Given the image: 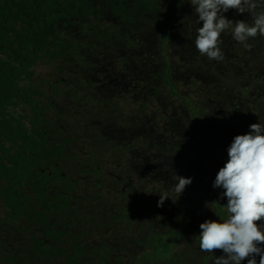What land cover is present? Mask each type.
Masks as SVG:
<instances>
[{"label": "rangeland", "instance_id": "rangeland-1", "mask_svg": "<svg viewBox=\"0 0 264 264\" xmlns=\"http://www.w3.org/2000/svg\"><path fill=\"white\" fill-rule=\"evenodd\" d=\"M86 1L54 26L47 56L21 83L40 110L28 126L47 138L38 168L64 180L53 179L45 207L25 187L26 214L14 219L0 198V264H213L223 252L200 250L199 226L227 218L205 206L227 205L216 175L234 137L264 124V37L245 49L227 30L224 59L209 60L196 49L203 22L189 0ZM16 111L33 117L24 100ZM173 174L192 178L179 197ZM45 223L64 234L59 242L43 237ZM179 230L167 251L150 250L151 236ZM36 239L53 255H36Z\"/></svg>", "mask_w": 264, "mask_h": 264}, {"label": "trees", "instance_id": "trees-1", "mask_svg": "<svg viewBox=\"0 0 264 264\" xmlns=\"http://www.w3.org/2000/svg\"><path fill=\"white\" fill-rule=\"evenodd\" d=\"M86 4V0H0V198L10 219L26 214L30 196L25 193V187L32 190L33 200L45 207L53 179L64 180L61 175L38 168L47 154V138L45 133H35L28 126L37 128L40 110L26 96L21 83L29 76L30 69L47 56L54 26L70 7L75 12ZM163 82L172 96L181 98L167 73H163ZM20 100L31 107L33 117L29 121L26 115L16 111ZM215 210L221 214L220 207ZM43 227L46 239L59 242L64 236L53 230L51 224L45 223ZM183 234L179 230L165 237L151 236L150 250L165 252ZM32 250L36 255H53L40 239L33 242ZM81 254L80 247L75 245L71 260Z\"/></svg>", "mask_w": 264, "mask_h": 264}, {"label": "clouds", "instance_id": "clouds-1", "mask_svg": "<svg viewBox=\"0 0 264 264\" xmlns=\"http://www.w3.org/2000/svg\"><path fill=\"white\" fill-rule=\"evenodd\" d=\"M198 19V35L195 39L197 51L209 60L221 61L224 54L220 48L221 34L231 31L232 38L245 49H250V38L264 37V0H189ZM230 9L247 13L251 22H233L225 17ZM228 161L218 171L213 188L223 189L220 199L227 198V205L217 202L206 203V207L219 206L228 215L220 222L206 220L200 224L199 247L202 252L213 253L222 250L219 258L214 256L213 264H241L247 258L248 264H264V124L250 125L245 135L234 137L227 149ZM172 191L179 197L192 178L172 175ZM169 199L167 192L160 195L157 203L162 207Z\"/></svg>", "mask_w": 264, "mask_h": 264}]
</instances>
